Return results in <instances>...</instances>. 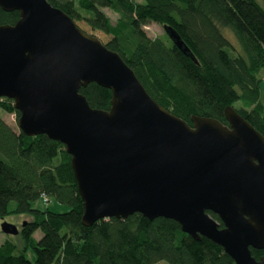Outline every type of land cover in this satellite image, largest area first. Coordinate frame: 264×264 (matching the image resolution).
<instances>
[{
	"label": "water",
	"instance_id": "95a60500",
	"mask_svg": "<svg viewBox=\"0 0 264 264\" xmlns=\"http://www.w3.org/2000/svg\"><path fill=\"white\" fill-rule=\"evenodd\" d=\"M0 8L19 12L14 25L0 24V98L14 101L21 132L65 146L84 225L165 217L236 264H264L252 254L264 251V136L250 122L228 106L229 126L197 115L191 126L152 98L118 52L48 0H0ZM164 29L197 64L177 30ZM91 83L111 90L108 111L80 92ZM2 231L20 232L10 223Z\"/></svg>",
	"mask_w": 264,
	"mask_h": 264
},
{
	"label": "trees",
	"instance_id": "16d2710c",
	"mask_svg": "<svg viewBox=\"0 0 264 264\" xmlns=\"http://www.w3.org/2000/svg\"><path fill=\"white\" fill-rule=\"evenodd\" d=\"M48 1L78 26L84 22L109 36L105 45L122 56L152 98L189 125L197 115L229 126L225 108L232 106L264 136V0ZM104 9L117 15L115 22ZM18 19V11L0 8V24ZM149 23L176 29L198 63L166 31L149 36L144 30ZM80 92L93 108L110 109L111 90L91 83ZM0 108L19 118L13 100L0 98ZM43 196L69 210L34 208ZM12 201L16 206L9 210ZM11 214L31 220L21 229L22 248L12 239L0 245V264H236L221 246L194 239L169 218L135 213L84 225V203L65 146L47 135L16 131L0 115V218ZM29 249L33 259L26 255ZM252 254L260 259L264 251Z\"/></svg>",
	"mask_w": 264,
	"mask_h": 264
},
{
	"label": "rangeland",
	"instance_id": "374dc122",
	"mask_svg": "<svg viewBox=\"0 0 264 264\" xmlns=\"http://www.w3.org/2000/svg\"><path fill=\"white\" fill-rule=\"evenodd\" d=\"M135 1L141 2L142 0H135ZM104 11L111 18V20L113 22H115V20L117 19V15L109 9H104ZM78 24L82 30H84L88 34H91V35L98 37L104 44L109 40V36L105 35L104 33L100 32V31L92 30L84 22H79ZM144 30L151 37H160V36H163L165 34V29L163 28V26L156 24V23H149L148 25L144 26ZM224 33L227 37H229L232 40V42L236 46H238L236 38L231 31L226 29V30H224ZM0 115L8 125H10L14 130L19 131L17 114L8 113L6 111H3L0 108ZM15 206H16V203L14 201H12L9 205V210L15 209ZM33 207L36 209L42 210V211H44L46 209H49V210L55 211V212H65V211L69 210V207L67 205L60 204L53 198L51 200H49L48 202H45V201H43V199H40L33 204ZM28 220H31V217L28 215H24V214H21V215L11 214V215L6 216L3 219L0 218V245L5 240L12 239L20 248H22L24 245L23 244L24 239L22 238V235H21V229L24 226V223ZM4 223H10V224L17 226L20 232L17 235L5 234L2 231V225ZM35 236L40 237L41 232H39V231L36 232ZM26 255L30 259L34 258V254H33V251L31 249L26 251ZM156 264H169V263H167L165 261H161V262H158Z\"/></svg>",
	"mask_w": 264,
	"mask_h": 264
},
{
	"label": "built area",
	"instance_id": "2783aa9c",
	"mask_svg": "<svg viewBox=\"0 0 264 264\" xmlns=\"http://www.w3.org/2000/svg\"><path fill=\"white\" fill-rule=\"evenodd\" d=\"M43 201L47 202V198L45 196L42 197Z\"/></svg>",
	"mask_w": 264,
	"mask_h": 264
},
{
	"label": "crops",
	"instance_id": "0c3cea01",
	"mask_svg": "<svg viewBox=\"0 0 264 264\" xmlns=\"http://www.w3.org/2000/svg\"><path fill=\"white\" fill-rule=\"evenodd\" d=\"M262 88H263V90H264V84L262 85Z\"/></svg>",
	"mask_w": 264,
	"mask_h": 264
}]
</instances>
